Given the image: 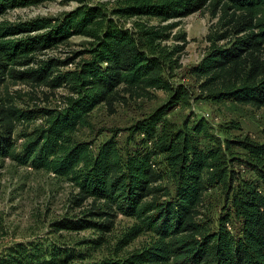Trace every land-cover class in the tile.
Returning a JSON list of instances; mask_svg holds the SVG:
<instances>
[{"label":"trees","instance_id":"trees-1","mask_svg":"<svg viewBox=\"0 0 264 264\" xmlns=\"http://www.w3.org/2000/svg\"><path fill=\"white\" fill-rule=\"evenodd\" d=\"M54 1L0 0V160L65 179L71 212L50 225L55 239L3 246L0 264H264V140L233 120L168 118L195 102L264 109V0H64L76 7L57 17L4 19ZM196 13L211 20L205 53L181 76L179 25ZM73 37L87 41L62 51ZM20 85L30 92L9 91ZM157 92L162 104L97 146L77 136L99 106L112 116Z\"/></svg>","mask_w":264,"mask_h":264},{"label":"rangeland","instance_id":"rangeland-1","mask_svg":"<svg viewBox=\"0 0 264 264\" xmlns=\"http://www.w3.org/2000/svg\"><path fill=\"white\" fill-rule=\"evenodd\" d=\"M106 1L113 0H92L93 3ZM75 7V1L56 0L41 6L9 12L4 16V19L17 21L36 17H57L61 13L72 11ZM210 23L211 20L207 13H196L180 21L179 30L186 34L188 41L181 58V76L185 75L186 69L199 63L204 56L206 47L204 38ZM86 41L80 37H73L68 41V46L64 47L62 51H78L82 49ZM58 53L60 52L55 54ZM61 55L64 57L67 53ZM9 91L30 92L28 87L21 85L10 87ZM43 92L45 96L51 95L47 91ZM37 93V99L34 103L44 107L47 105L44 102L45 97L40 91ZM62 94H64L62 90L52 92L54 96L49 98V106L53 107L59 104L57 98ZM156 96L157 98L151 102L138 101L129 103L126 107H117L116 113L112 116L107 114L104 106H99L92 112L90 117L94 130L92 132L80 130L77 136L81 140L91 141L94 143L93 146H97L109 137L107 131L125 129L132 121L150 113L165 101V96L161 92H157ZM191 113L198 117H204L206 113L209 114L210 117L205 119L213 127L222 123V121H236L240 125V133L249 135L257 142L264 140V109L254 110L250 107H239L230 104L214 106L207 102H195L191 103L188 108L178 107L168 115V118L171 121L180 122ZM40 123L41 120L39 119L34 125ZM17 131H21V128H18ZM98 131L99 134H96ZM233 134L236 135L238 132L235 131ZM125 137L123 133L118 135L117 142L119 145L123 144ZM16 142L17 146H20L22 140L16 138ZM72 190V186L65 179L43 171L33 170L30 167L17 165L11 160H0V250L3 246L14 242H26L43 237L55 239L54 236L49 234L50 225L66 214L70 215L68 198ZM206 198L211 206V214L215 217L221 208L218 194L211 192L207 194ZM76 212L74 211L72 214ZM127 222V220L119 217L116 228H121ZM62 235L64 237L62 241H66V244L87 239L91 236L90 232L63 233ZM140 241V239L135 241L132 246H138Z\"/></svg>","mask_w":264,"mask_h":264},{"label":"built area","instance_id":"built-area-1","mask_svg":"<svg viewBox=\"0 0 264 264\" xmlns=\"http://www.w3.org/2000/svg\"><path fill=\"white\" fill-rule=\"evenodd\" d=\"M204 117L208 119L210 116H209V114L206 113V114L204 115Z\"/></svg>","mask_w":264,"mask_h":264}]
</instances>
